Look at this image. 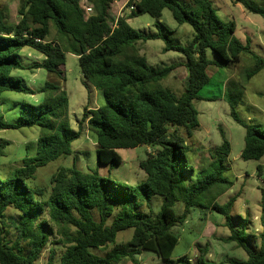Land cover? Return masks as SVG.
I'll return each instance as SVG.
<instances>
[{
	"label": "trees",
	"instance_id": "obj_1",
	"mask_svg": "<svg viewBox=\"0 0 264 264\" xmlns=\"http://www.w3.org/2000/svg\"><path fill=\"white\" fill-rule=\"evenodd\" d=\"M89 1L94 11L90 16L85 14L80 0H24L16 24L8 22V9L0 6V97L5 92L35 94L21 80L11 77L14 70L45 69L62 76L60 68L65 64L66 53L77 55L84 85L99 89L105 100L102 107L86 108L80 123V127L86 123L95 139L98 164H119L118 149L149 146L154 151L140 163L147 179L134 187L125 186L101 176L98 170L84 172L73 166L60 168L52 177L47 200H43L45 189L28 186L27 182L35 178L39 168L70 156L73 143L82 135V130L75 131L68 124L66 92L56 84H47L37 92L53 90L59 94L47 96L40 105L21 104L15 124L0 116V130L35 126L42 129L37 155L24 158L12 177H0V264H36L50 245L49 222L73 230L64 234L68 246L62 253L61 264H120L125 259L138 264L136 255L141 251L151 252L171 264L179 243L172 229L184 224L195 207L225 216L231 235L223 241L236 242L248 258L216 263L208 260V250L203 249L195 262L186 259L182 264H264V230L259 248H250L243 233L232 223L230 213L235 198L224 205L217 202L219 196L233 187V182L223 176L229 170L231 143L222 131L223 143L210 151L207 166L197 170L192 165V148L187 142L200 127L194 101L203 100L199 93L211 79L209 66L235 65L241 62L242 54L250 53L255 67L246 74L248 82L264 68V59L251 52L249 42L244 44L235 37L236 24L221 20L210 0H183V3L129 0L127 8L134 6V9L117 19L110 15L115 0ZM230 1L264 18V7L254 1ZM164 10L171 11L179 25L193 28L194 38L186 46L173 44L166 35L137 31L129 22L146 14L161 19ZM52 25L60 39L47 41ZM159 39L166 44L164 52H179L185 62L162 68L149 65L137 45ZM25 47L41 53L45 57L43 62L24 67L18 53ZM209 49L219 61L209 60ZM182 65L188 76L184 92L177 96L163 88L161 82ZM224 96L231 117L246 130L241 158L261 160L264 131L240 119L237 102L229 97L227 90ZM7 144L0 142V156ZM258 171H262L261 166ZM155 196H161L163 203L152 216L144 209L151 208ZM179 201L184 204L180 216L175 212ZM9 208L15 210L13 214ZM115 214L116 218L108 225ZM7 227L14 230L13 242L8 240ZM129 229L134 230L130 241L125 246H115L118 234ZM23 243L28 246L26 253ZM110 245L115 247L104 256L95 254ZM53 261L52 251L47 264Z\"/></svg>",
	"mask_w": 264,
	"mask_h": 264
},
{
	"label": "rangeland",
	"instance_id": "obj_2",
	"mask_svg": "<svg viewBox=\"0 0 264 264\" xmlns=\"http://www.w3.org/2000/svg\"><path fill=\"white\" fill-rule=\"evenodd\" d=\"M24 0H0V6L8 9V22L12 24L18 17L19 8ZM112 5V19L127 15V0H117ZM217 16L224 22L236 24L235 37L242 43L249 42L251 52L264 59V18L261 15L249 12L242 4H233L230 0H210ZM258 6L264 7V0H252ZM183 3V0H180ZM80 4H90L89 0H80ZM110 13V14H111ZM131 26L140 32L157 33L166 35L173 44L186 46L194 38V30L188 25H179L174 19L171 11L164 10L161 19H155L148 14L138 16L130 22ZM54 26H51V33L48 41L58 39ZM60 39V38H59ZM165 42L162 39L140 42L138 47L148 51V58L158 62L162 68L167 64H174L179 58L185 57L175 51L164 52ZM19 62L27 67L34 62L42 60L44 56L33 48L25 47L19 51ZM211 61H219L217 55L207 51ZM157 63V64H158ZM162 64V66L160 65ZM255 67L253 55L242 54L241 62L235 65H227L215 73L211 67L209 83L200 91L199 96L203 100H195L194 104L199 112L200 127L189 141L192 148L190 159L195 169L201 170L210 162V151L223 143L222 131L225 138L231 143L232 151L228 158L229 170L224 173V178L233 182V187L223 195L219 196L217 202L220 205L226 204L231 198H235L231 210L232 223L235 229L243 233L245 243L250 248H259L260 234L264 230V157L257 161H245L241 153L245 146V128L238 124L230 115V106L224 101V93L227 90L230 98L237 102L236 112L240 119L252 124L264 131V68L246 81L247 72ZM220 68V67H219ZM62 76L48 72L45 69L30 70L17 69L11 77L21 80L22 85L35 94L5 92L0 97V116H3L9 124H15L20 116L21 104L40 105L46 96H56L59 92L49 90L46 93H38L47 84H56L66 92L68 98L67 120L71 129L82 130L80 139L72 145L73 153L70 156H63L37 170L34 179L27 182L33 188L45 189L43 200H47L51 192V179L60 168H71L77 166L84 172L98 170L101 176L116 181L125 186H137L147 179L146 173L140 168V163L148 158L149 153L154 150L149 146H139L133 149H118L120 157L119 164L100 165L98 164L95 139L89 134L86 123L80 127L85 109L91 110L102 107L105 100L102 92L92 85L87 88L84 85V77L79 65L78 56L68 52L66 61L62 66ZM233 76V77H232ZM185 70L178 67L174 76H170L161 82V86L170 90L177 96L184 92L186 84ZM230 78L225 84V78ZM226 87V88H225ZM243 87V88H242ZM207 99H214L208 101ZM42 134L40 127L5 129L0 130V142L8 143L4 147V154L0 156V177L6 179L12 177L13 171L22 165L26 157H34L38 153V140ZM262 171H258V167ZM163 198L155 196L151 199V208L144 209L150 215L157 214L162 206ZM184 204L179 201L175 206L178 216L183 213ZM10 214L15 211L9 208ZM117 212V211H116ZM98 220L97 213H94ZM116 214L113 215L108 225L112 224ZM225 216L209 209L195 207L192 209L186 222L172 229L178 237L179 243L176 247L171 264H182L186 259L195 262L200 250H208L207 258L211 262H221L228 259L247 260V253L239 248L236 242L226 243L224 238L231 235L230 229L225 225ZM9 223V222H8ZM51 239L49 248L44 252L36 264H47L50 253L54 252L53 264H61L62 253L68 246V240L64 234L73 230L67 225H56L49 222ZM8 240H15L14 230L10 227ZM134 233L133 229L118 234L116 245L125 246ZM25 253L28 246L23 243ZM114 245L105 251H95V254L104 256L111 251ZM94 252V251H93ZM139 264H166L155 254L148 251H141L136 255ZM120 264H131L130 259L123 260Z\"/></svg>",
	"mask_w": 264,
	"mask_h": 264
},
{
	"label": "crops",
	"instance_id": "obj_3",
	"mask_svg": "<svg viewBox=\"0 0 264 264\" xmlns=\"http://www.w3.org/2000/svg\"><path fill=\"white\" fill-rule=\"evenodd\" d=\"M129 0H127L126 2H128ZM118 1L117 0H115V2L112 4V5H114V4H116ZM112 5H111V8H110V13H111V9H112ZM85 6L86 7H89V8H92L93 9V6H90V4H85ZM94 12V11H93ZM111 16H112V13L110 14ZM19 17L12 23V24H16L18 21H19ZM129 22H131V20L129 21ZM50 33H51V30H50ZM48 41V40H47ZM137 48H138V50H139V53L142 55V56H144L146 59H147V62H148V64L149 65H151V66H153V67H159V63L158 62H153L152 63V61H153V59H155V58H153V57H151V60H149V58H148V51L147 50H145L144 48H142V47H138V45H137ZM45 58V57H44ZM44 58L42 59V60H39L38 62H34L33 64H35V63H42L43 62V60H44ZM185 62V59H183V58H179V61L178 62H176V63H184ZM158 63V64H157ZM32 64V65H33ZM32 65H28L27 67H30V66H32ZM161 66H162V64H160ZM171 65V64H170ZM166 66H169V64H167ZM214 66V70H215V73H218L219 72V69H221V68H219L218 66H216V65H211V66H209V68H208V70H207V72H208V74H209V77L211 78V75H210V73H209V71H210V69H211V67H213ZM179 68H181V69H183V70H185V73H186V80H187V76H188V72H187V70H186V68L182 65V66H180ZM178 69V68H177ZM176 69V70H177ZM31 70V69H30ZM33 70H39V69H33ZM60 70H62V67L60 68ZM174 74H175V70L170 74V76L172 75V76H174ZM169 76V77H170ZM168 77V78H169ZM233 77V76H232ZM232 77H227V78H225V84H226V82L227 81H229L230 80V78H232ZM167 78V79H168ZM91 86V85H90ZM89 86V87H90ZM93 87V86H92ZM226 88V87H225ZM224 95H225V93H224ZM223 95V97H224V101L226 102V100H225V96ZM47 97V96H46ZM45 97V98H46ZM89 109V108H88ZM188 140H190V139H188ZM188 142V144L190 145V143H189V141H187ZM191 147V146H190ZM209 254V253H208ZM136 260L138 261V264H139V259H137L136 258ZM131 264H134V262H132L131 261Z\"/></svg>",
	"mask_w": 264,
	"mask_h": 264
},
{
	"label": "built area",
	"instance_id": "obj_4",
	"mask_svg": "<svg viewBox=\"0 0 264 264\" xmlns=\"http://www.w3.org/2000/svg\"><path fill=\"white\" fill-rule=\"evenodd\" d=\"M82 9L85 11V14L87 16H90L93 14V9L92 8H89V7H86V6H83L81 5ZM134 9V6L130 7L129 8V11H132ZM37 42H40V40L38 39Z\"/></svg>",
	"mask_w": 264,
	"mask_h": 264
}]
</instances>
